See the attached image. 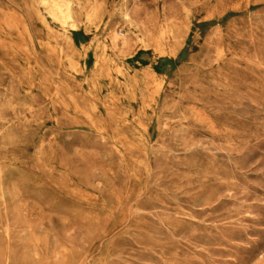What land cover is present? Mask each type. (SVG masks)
I'll return each instance as SVG.
<instances>
[{
  "label": "rangeland",
  "instance_id": "1",
  "mask_svg": "<svg viewBox=\"0 0 264 264\" xmlns=\"http://www.w3.org/2000/svg\"><path fill=\"white\" fill-rule=\"evenodd\" d=\"M0 264H264V0H0Z\"/></svg>",
  "mask_w": 264,
  "mask_h": 264
},
{
  "label": "bare ground",
  "instance_id": "2",
  "mask_svg": "<svg viewBox=\"0 0 264 264\" xmlns=\"http://www.w3.org/2000/svg\"><path fill=\"white\" fill-rule=\"evenodd\" d=\"M62 13H63V11H62Z\"/></svg>",
  "mask_w": 264,
  "mask_h": 264
}]
</instances>
